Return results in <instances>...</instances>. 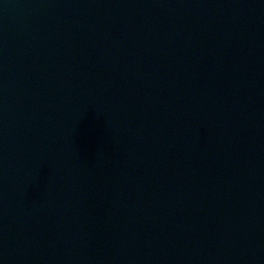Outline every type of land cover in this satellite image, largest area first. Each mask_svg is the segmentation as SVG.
Returning <instances> with one entry per match:
<instances>
[{
  "label": "water",
  "instance_id": "obj_1",
  "mask_svg": "<svg viewBox=\"0 0 264 264\" xmlns=\"http://www.w3.org/2000/svg\"><path fill=\"white\" fill-rule=\"evenodd\" d=\"M0 264H264V0H0Z\"/></svg>",
  "mask_w": 264,
  "mask_h": 264
}]
</instances>
